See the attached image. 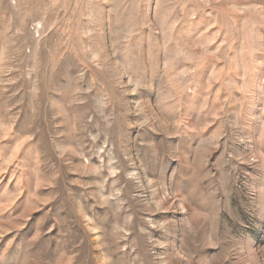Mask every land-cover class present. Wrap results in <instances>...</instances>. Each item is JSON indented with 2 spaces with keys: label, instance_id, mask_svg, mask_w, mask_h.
I'll return each instance as SVG.
<instances>
[{
  "label": "rangeland",
  "instance_id": "obj_1",
  "mask_svg": "<svg viewBox=\"0 0 264 264\" xmlns=\"http://www.w3.org/2000/svg\"><path fill=\"white\" fill-rule=\"evenodd\" d=\"M0 264H264V0H0Z\"/></svg>",
  "mask_w": 264,
  "mask_h": 264
}]
</instances>
